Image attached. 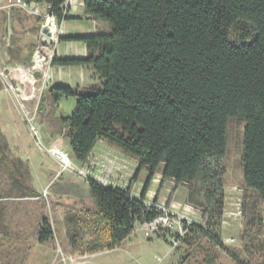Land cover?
<instances>
[{"label":"trees","instance_id":"obj_1","mask_svg":"<svg viewBox=\"0 0 264 264\" xmlns=\"http://www.w3.org/2000/svg\"><path fill=\"white\" fill-rule=\"evenodd\" d=\"M24 1L50 4L58 21L78 19L63 18L64 0ZM81 1L84 13L109 32L64 37L61 41L84 44L88 55L54 58L52 67H91L100 84L85 96L71 87H52L49 98L54 106L76 100L60 124L77 163H85L101 141L137 161L131 184L142 170L147 178L137 200L130 187L121 191L86 181L105 241L85 251L72 246V255L112 251L132 236L136 223L156 219L158 213L144 202L159 173L160 185L188 187V201L205 223V228L185 224L184 244L200 237L225 251L219 235L222 160L231 119L245 125L244 186L264 198V0ZM52 238L43 220L38 242Z\"/></svg>","mask_w":264,"mask_h":264},{"label":"rangeland","instance_id":"obj_2","mask_svg":"<svg viewBox=\"0 0 264 264\" xmlns=\"http://www.w3.org/2000/svg\"><path fill=\"white\" fill-rule=\"evenodd\" d=\"M38 26L35 17L21 10L9 15L0 12V264H264V198L243 183L245 125L239 118L228 121L222 160L225 198L219 235L225 251L200 237H189L188 247L183 242L185 234L174 248L170 241L177 235L175 228L147 237L143 223L138 222L132 236L107 256L72 255V246L85 251L89 245L105 241L86 181L107 183L121 191L130 187V197L138 199L147 172L142 170L131 184L137 161L101 141L85 163L75 161L60 120L71 115L76 100L62 99L54 106L48 90L73 86L77 94L85 96L99 87L93 80L88 87L77 89L81 82L78 67L63 68L59 76L53 68L48 84L35 83L32 95L17 96L20 84L12 71L29 67L40 41ZM65 29L66 34L85 33L92 23L85 18L70 20ZM63 45L58 46V54ZM61 56L74 58L72 52ZM40 103L43 108L39 110ZM52 150L67 156L70 163H60ZM166 190L163 195L149 194L145 202L153 199L165 207L175 205L178 215L189 206L191 220L205 228L200 212L188 201L187 186L169 185ZM43 220L53 238L39 244Z\"/></svg>","mask_w":264,"mask_h":264},{"label":"built area","instance_id":"obj_3","mask_svg":"<svg viewBox=\"0 0 264 264\" xmlns=\"http://www.w3.org/2000/svg\"><path fill=\"white\" fill-rule=\"evenodd\" d=\"M61 9L63 10V18H70L83 9V3L81 0H64ZM13 10H21L38 20L39 45L32 55L29 67L18 68V70L24 71L32 80V88L35 91V83L46 82L48 84L49 80H52L50 73L52 62L56 58V51L60 41L65 37L63 29L65 21H58L56 15L52 12L50 4L27 3L24 0H0V12H5L9 15ZM153 182L157 183L158 180H153ZM100 185L102 187H110L107 183L100 182ZM133 199L137 200L136 198ZM148 202H144L145 207L148 210H155L158 216L153 221L143 224L142 228L145 231V235L149 237L158 231L175 228L177 235H173L174 237L170 243L176 248L179 242L177 237H182L186 233L184 225L189 226L194 223L190 215L192 209L189 206L185 207L183 212L178 215V208L175 205L165 207V204L161 203L160 200L153 201V199Z\"/></svg>","mask_w":264,"mask_h":264},{"label":"crops","instance_id":"obj_4","mask_svg":"<svg viewBox=\"0 0 264 264\" xmlns=\"http://www.w3.org/2000/svg\"><path fill=\"white\" fill-rule=\"evenodd\" d=\"M73 17L75 18H78V19H81V18H85L87 21H91L92 23V29L89 30V32H85V33H79V34H66V24L67 22L64 23L63 25V29H64V35H65V38L67 37H79V36H88V35H94V34H108L109 32V28L107 25H105L104 23H102L100 20L98 19H95L94 17L92 16H87L85 13H84V8L82 10H79L77 15H74ZM37 30H38V27H37ZM61 44H64L63 45V50L60 52V54H58V50L56 51V58L57 59H65L63 58V56H61V53H65V55H70L71 52H72V55L74 56V58H70V59H84L87 55H88V51L86 50V47L84 44L82 43H75V42H64V41H61L59 43V45ZM58 45V46H59ZM58 48V47H57ZM67 58V56H66ZM55 69L56 68V73L57 75L59 76L62 72L61 69L63 68H60V67H52V69ZM80 69V78H81V82L79 85L75 86L77 89H83V88H86L88 87L90 84V82H92L93 80L97 81L98 84H100V81H99V78L95 75L94 71L92 70L91 67H79ZM73 88V86L71 87ZM92 88V86L90 87ZM107 159V158H105ZM145 171V170H143ZM146 172V171H145ZM154 180H161V175L160 173L157 174L154 178ZM173 186V188L175 187V185L173 184L172 181H166L164 182L162 185H158V183H155L151 182L150 184V187H149V190H148V193H147V196L149 194H157L158 195H163L167 190V186ZM114 250L112 251H107V250H104L102 252H99V253H96V254H92L90 256L92 257H99V256H107L108 254H110L111 252H113Z\"/></svg>","mask_w":264,"mask_h":264},{"label":"bare ground","instance_id":"obj_5","mask_svg":"<svg viewBox=\"0 0 264 264\" xmlns=\"http://www.w3.org/2000/svg\"><path fill=\"white\" fill-rule=\"evenodd\" d=\"M12 75L15 77L16 81L19 82L20 87L23 86L22 88L19 87L16 91L17 94L19 93V95H17L19 98H27L33 94L34 89L32 88V80L29 77H25L23 73L19 74L18 70H13ZM51 154L59 157L61 159L60 163L62 164L68 165L70 163L67 156L57 150H52Z\"/></svg>","mask_w":264,"mask_h":264}]
</instances>
